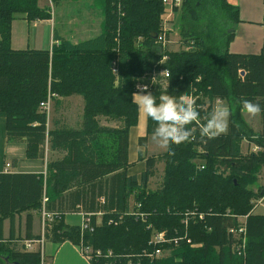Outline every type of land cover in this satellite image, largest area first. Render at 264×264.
I'll use <instances>...</instances> for the list:
<instances>
[{
  "label": "trees",
  "instance_id": "trees-1",
  "mask_svg": "<svg viewBox=\"0 0 264 264\" xmlns=\"http://www.w3.org/2000/svg\"><path fill=\"white\" fill-rule=\"evenodd\" d=\"M38 1L0 0V118L6 140L25 144L26 159L43 158L46 144L63 156L47 163L45 175L0 173V264L5 257L19 264L41 263L38 251L18 247V241L39 238L31 235L30 214L25 236L12 234L17 216L41 208L54 214L43 238L71 242L89 264H264V215L249 214L251 199L263 191L254 192L252 186L258 173L264 176V55L228 52L233 27L240 22L238 9L227 0H182L180 9H174L181 49L160 53L155 43L160 0H91L99 3L95 6L103 18L98 36L76 44L55 36L59 45L50 51L12 50L10 30L17 15L29 22L51 19L50 9L40 8ZM161 70L168 73L166 79L159 75ZM137 85H146L157 96L167 89L190 98L201 112V123L215 101H229L234 108L226 131L216 138L202 139L199 125L193 123L187 142L170 145L173 155L166 151L161 156L164 172L154 191L147 185L158 159L146 158L138 178L127 176L128 132L138 116L132 102ZM48 94L55 95L54 106L61 98L81 97L78 128H47L39 104ZM244 99L261 109L257 115L263 130L253 138L241 117ZM99 117L119 126H100ZM154 127L146 117L140 146H146ZM244 141L257 151L243 154ZM194 159L204 161L201 170ZM80 210L91 215L92 231L64 224L65 213ZM187 212L202 219L195 217L185 229L181 221ZM236 217H245L242 256L231 252L234 238L228 234L240 225ZM4 221L10 226L6 239ZM162 232L166 239H181L176 245L152 243V235ZM155 248L170 249L169 256L148 258L146 253Z\"/></svg>",
  "mask_w": 264,
  "mask_h": 264
},
{
  "label": "crops",
  "instance_id": "crops-1",
  "mask_svg": "<svg viewBox=\"0 0 264 264\" xmlns=\"http://www.w3.org/2000/svg\"><path fill=\"white\" fill-rule=\"evenodd\" d=\"M46 1L48 2L49 0ZM227 3L238 9V18L240 21L233 27L234 37L228 45V52L235 55H264V0H227ZM38 6H41L40 8L48 7L43 0ZM82 9L85 12L84 22L86 23L80 24L79 26L72 25V11L67 12L64 9L62 10L61 18H59V15L58 19L55 11H52L51 19L31 22L27 21L24 15H17L11 23V49L50 51L53 46L59 45V40H55V36L67 40L72 44L98 36L102 30V13L96 9L95 2L85 4ZM79 13H81V11ZM57 24L60 27L59 29L56 28ZM69 99L70 98L60 99V104L57 107H60L61 104L63 107L67 104ZM217 102L224 101L218 100L216 103ZM78 104H81L79 99ZM213 106H215V103ZM137 111V124L131 127L128 132L127 160L130 167L127 169V176H135L138 178L145 170L144 162L148 157H145L144 149H146L148 143L146 142L145 147L139 145L140 138L146 135V116L141 110H138V108ZM242 113L243 115H250L245 110H243ZM77 114L81 116L80 109ZM69 116L70 113L68 109L66 111L59 109L57 112L53 110L51 120H47V128L49 130L53 129V124L55 126H66L70 121L68 119ZM73 116L76 117V114H73ZM80 116L77 117L79 121ZM79 124L76 126L79 127ZM4 126V119L0 118V173L45 175L47 163L63 156V154L49 151L48 145L46 144L43 158L33 160L26 159L25 144L22 142H8L6 140ZM140 153L142 161L139 160ZM6 164L10 166L8 169L5 168ZM65 208H67V206ZM40 212H23L17 216L12 228L13 236L15 238L20 237L21 239L25 236L26 216L30 214L32 216L31 235L34 237H43ZM65 212H67V209ZM80 212L82 211L65 213V216L75 214L79 216L78 224L73 225L68 223L65 221V216L63 218L64 224L71 227H80V216L82 217V213ZM96 218V222L99 223L100 216L97 215ZM9 234V223L8 221H4L3 237L6 239L9 237ZM23 241L27 240L18 242L21 243ZM42 252L47 264H89L87 258L81 253L80 249L69 241L54 243L43 239Z\"/></svg>",
  "mask_w": 264,
  "mask_h": 264
},
{
  "label": "clouds",
  "instance_id": "clouds-1",
  "mask_svg": "<svg viewBox=\"0 0 264 264\" xmlns=\"http://www.w3.org/2000/svg\"><path fill=\"white\" fill-rule=\"evenodd\" d=\"M132 102L154 122L152 139L170 156L173 155L170 145L185 143L193 135L190 127L193 123L199 125V135L202 139H214L226 131L230 115L227 106L219 105L212 108L201 123V112L194 102L169 94L167 89L158 96L153 95L147 91L146 85L133 94ZM241 104L250 115L261 111L260 106L250 100L244 99Z\"/></svg>",
  "mask_w": 264,
  "mask_h": 264
},
{
  "label": "rangeland",
  "instance_id": "rangeland-1",
  "mask_svg": "<svg viewBox=\"0 0 264 264\" xmlns=\"http://www.w3.org/2000/svg\"><path fill=\"white\" fill-rule=\"evenodd\" d=\"M41 1L42 0H39L38 5L41 4ZM44 1L46 2V6H48V8L50 9V15L52 14V11H55L57 19H58L59 15H60L59 18H61V14H62L63 9L66 10L67 12L72 11V15H71L72 19H73L72 25H76V26H79L80 24L82 25V24L86 23V22H84V20H85L84 13L85 12L83 11L82 8L85 4L93 2L90 0H61V2L59 4H54L51 0H49L48 2L46 0H43V2ZM95 3H96V6L99 7L98 6L99 3L97 1ZM39 7H41V6H39ZM180 7H181V5L178 8L180 9ZM96 9L99 10V8H96ZM80 11H81V13H79ZM178 17H179V14L174 13V19H173L172 23H170V31L171 32L169 34V38H168L169 43L167 44L166 51L167 50L168 51H178L181 49V45H179L181 41H180V36H179V24L180 23H179ZM56 28L57 29L60 28L58 24L56 25ZM115 46L116 45L112 46L113 47L112 48L113 53H116L115 49H117V47H115ZM68 98H70V99L68 100L67 104H65L63 107L61 106L62 104L60 105V107L54 106V101H50L49 117L47 120H51L53 110L55 112H57V110H59V109H63L64 111H66L68 109L69 113H70V116L68 119L70 121L66 124V127L76 129V128H78L77 124H79V122H81V116L78 115L77 113H78V110L80 109L81 115H82L84 103H83V100L81 99V97H79V96H77V97L70 96V97H67V99ZM61 99H65V98H61ZM78 99L81 102L80 105L78 104ZM188 100H191V99H188ZM214 103H215V106H213V108L216 106H219V105L227 106L229 108L230 114L234 110V108L231 107V103L229 101L217 102V103L215 101ZM73 114H76V117H74ZM79 116H80V121L77 119V117H79ZM241 117L244 119V121L247 123L249 128L254 133L253 134V133L248 132L249 135H252V138L255 137L256 133L259 134L262 132L263 126H262V123H261L258 115H243V113L241 112ZM98 121H99L100 126L111 127V128H117V126H119L118 125L119 123L117 121H109V119H107V117H99ZM147 143H148V145H147L146 149H144L145 157H148V158L153 157V158L158 159V161L155 165V174L152 178L149 179V183L147 185V188L149 190L154 191V190L160 188V185L162 182L164 165H163V161L160 158L166 151L160 149L158 144L152 139V135H150L148 137ZM256 151H257L256 146H254L252 144H248V142H246V141L242 142L241 152L243 154L249 153V152H256ZM192 162L195 164L196 169L201 170L203 168V162H204L203 160L194 159V160H192ZM256 179H257V181L255 182V186H252L254 192H255V190H258L259 188L264 187V176H263V174L258 173L256 175ZM257 198L251 199V201H250L251 209H250L249 214L263 215V212L260 209L254 210V212H253V208L255 206V202L257 201ZM40 215H41V212H40ZM72 218H75V219H72ZM65 221H67L68 223L73 224V225L78 224L79 223V216H77L76 214L75 215H67V216H65ZM81 221H82V217L80 216V224H81ZM46 223L49 224L50 222L44 221L43 229H45L47 227ZM186 235H187V233L185 232V237H186ZM185 237L183 235L184 239H185ZM186 242L189 244L190 240L187 239ZM20 246H22L21 243H19L18 247H20ZM231 249H232V246H231ZM169 252H170V249H163L161 256L159 258H156V259L167 258L169 256ZM231 252H233V254H235L233 249L231 250ZM46 264H47V262H46Z\"/></svg>",
  "mask_w": 264,
  "mask_h": 264
},
{
  "label": "built area",
  "instance_id": "built-area-1",
  "mask_svg": "<svg viewBox=\"0 0 264 264\" xmlns=\"http://www.w3.org/2000/svg\"><path fill=\"white\" fill-rule=\"evenodd\" d=\"M160 3L162 5V13L160 15V30L158 34L155 36V43L158 45V51L164 52L167 49V44L169 43V34H170V23H172L174 19V9L178 8L181 4V0H160ZM116 45H118V38L116 37L115 39ZM116 51V49H115ZM162 62L165 60V56L162 57ZM112 72H115V61L112 62L111 65ZM160 76L163 77V79H166L168 77V73L166 71H160ZM143 86L137 85L136 90L137 92L140 91V88ZM52 97H55V95H50L48 94L46 101L42 102L39 104V109L43 111L46 114V117L48 119L49 117V106H50V101H52ZM52 98V99H51ZM190 99V98H188ZM10 166L9 164L5 165V168L8 169ZM46 201V199H43V204ZM261 210L264 215V187L263 191L261 192L260 196L257 198V201L255 202V206L253 208L254 210ZM258 213V212H257ZM82 215V221L80 225V230H89L92 231L93 227L91 226V221H90V214H81ZM256 215V214H255ZM260 215V214H258ZM54 214L48 213L45 211L43 208L41 210V220H42V233L44 232L43 229V223L44 221H49L52 222ZM197 217L198 219H202V215H195L194 212H187L184 214L183 219L181 221L183 227L186 229L189 222ZM237 220L239 221V226L237 228H230L228 229V234L232 235L234 238V241L232 243V249L237 256H242L244 255L245 251V229L243 226V219L245 217H236ZM47 225V223H46ZM43 237H39L36 240H27L23 241L22 243V250L25 252H36L38 251L40 253L41 257V263L40 264H46V260L42 258L43 252H42V246H43ZM181 238H171V239H166L165 233H156L152 235L151 237V242L156 243V244H163V245H176L178 241ZM163 252L162 248H155L153 251L146 253V256L150 259H156L161 256Z\"/></svg>",
  "mask_w": 264,
  "mask_h": 264
},
{
  "label": "water",
  "instance_id": "water-1",
  "mask_svg": "<svg viewBox=\"0 0 264 264\" xmlns=\"http://www.w3.org/2000/svg\"><path fill=\"white\" fill-rule=\"evenodd\" d=\"M241 75H242V73H241ZM1 259L3 260L4 264H19L18 262L9 261V259L7 257L1 258Z\"/></svg>",
  "mask_w": 264,
  "mask_h": 264
}]
</instances>
